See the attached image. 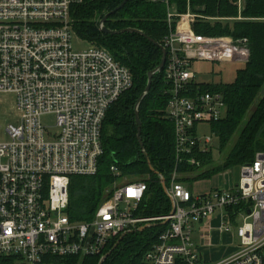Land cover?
I'll return each mask as SVG.
<instances>
[{
    "label": "built area",
    "instance_id": "1",
    "mask_svg": "<svg viewBox=\"0 0 264 264\" xmlns=\"http://www.w3.org/2000/svg\"><path fill=\"white\" fill-rule=\"evenodd\" d=\"M165 78L169 84L167 117L173 123L178 163L200 165L190 155L211 151L212 137H201L200 123L222 118L226 105L219 92L189 94L194 61L246 64L247 38L210 35L194 29L197 15L179 13L170 0ZM83 0H0V93H12L18 121L9 124V140L0 141V258L12 264H57L60 259L101 253L117 236L154 221L166 228L144 255L142 264H264V151L241 165L230 190L193 194L172 171L168 214H137L145 197L143 179H127L115 165L110 196L89 220L67 212L73 176H92L103 154L102 125L107 110L133 85L130 69L105 47L75 50L72 7ZM244 20V0H237ZM54 116L56 132L45 119ZM250 210V211H249ZM218 221L214 225V220ZM242 221L240 222V220ZM238 242L227 253L207 259L222 243L215 231ZM201 233L200 243L194 240Z\"/></svg>",
    "mask_w": 264,
    "mask_h": 264
},
{
    "label": "trees",
    "instance_id": "2",
    "mask_svg": "<svg viewBox=\"0 0 264 264\" xmlns=\"http://www.w3.org/2000/svg\"><path fill=\"white\" fill-rule=\"evenodd\" d=\"M123 0H83L72 7L73 28L77 36L90 45L108 49L114 58L127 66L133 76V85L107 110L102 125L103 154L98 171L92 176H73L69 186L67 212L73 220H89L100 204L107 199V191L118 177L111 171L115 165L122 176L140 177L147 183L145 197L137 214L156 217L168 214L172 203L160 177L145 159L138 140L135 106L148 83V74L160 63L164 38L169 32L167 8L162 2L128 0L105 22L112 30L136 28L154 39L156 45L138 32L104 33L100 20ZM244 20H226L238 15L237 0H170L179 13L188 8L198 17L194 29L210 35H232L247 38L251 49L250 60L236 70L231 82H198L190 84L189 94L207 90L219 92L225 102V114L211 122L220 141L221 152H226L223 164H214L211 151L194 152L190 156L200 162L191 165L177 161L174 126L167 117L169 84L164 70L154 74L150 91L139 105L142 122L141 139L152 166L170 180L177 167L180 172H198L192 179L209 178L232 165L254 160L258 151H264V0H244ZM144 230L128 232L103 264H142L145 253L156 243L166 228L161 221ZM111 240L99 254L60 259L61 264H99L101 257L117 242ZM0 264H12L11 259L0 258Z\"/></svg>",
    "mask_w": 264,
    "mask_h": 264
},
{
    "label": "rangeland",
    "instance_id": "3",
    "mask_svg": "<svg viewBox=\"0 0 264 264\" xmlns=\"http://www.w3.org/2000/svg\"><path fill=\"white\" fill-rule=\"evenodd\" d=\"M74 49L79 50L83 48H87L89 43L83 39L76 40L74 39ZM244 64L235 63V62H228V63H219L214 61H194L193 65L191 66V70L195 72L196 77L195 80L198 82H208V83H218V82H231L234 80L236 75V70L242 67ZM17 110L15 107V96L12 93H0V141H7L9 140L10 136L7 131V127L9 124H15L18 121ZM45 123L49 126L52 132H56L57 129L55 127V118L54 116H49L45 119ZM198 133L199 136L205 137L210 136L212 137L211 142V156L212 161L214 164H223L226 152H221L220 150V141L219 138L215 135L214 131L212 130L211 123H200L198 125ZM200 169L199 171H203ZM197 173L187 174V173H180V182H182L185 186L190 187V190L193 194L199 193H206L210 192L212 187L214 188H223L226 190H230L233 188L240 179L241 176V165H232L230 167L225 168L223 171L214 174L209 178H200V179H192L191 177L194 175L196 176ZM127 179H140V177L131 178L128 175L124 176ZM122 178L115 179V181H121ZM170 184V180L168 179V186ZM114 183L111 187L108 188L107 191H111L113 189ZM242 219L240 220V222ZM218 224V221H215V225ZM200 235H194V240L199 241ZM213 237L216 238V241L220 238L217 236V233L214 232ZM219 237V238H218ZM222 243L216 246V250L222 251L223 253H227L233 249V245L237 244L238 238L237 236L234 237L233 244L227 243L228 236L222 237ZM210 252V251H209ZM213 251L211 252V254ZM61 264V263H57Z\"/></svg>",
    "mask_w": 264,
    "mask_h": 264
},
{
    "label": "water",
    "instance_id": "4",
    "mask_svg": "<svg viewBox=\"0 0 264 264\" xmlns=\"http://www.w3.org/2000/svg\"><path fill=\"white\" fill-rule=\"evenodd\" d=\"M128 0H123L121 2V4H119L116 8H114L113 10H111L110 12L106 13L104 15V17L100 20V28L101 30L104 32V33H110V34H114V33H121V32H138L144 36H146L149 40H151L153 43H155L156 45H160L158 42H156L154 39H152L151 37H149L148 35H146L144 32H142L141 30H138L136 28H125V29H122V30H112V29H109L105 26V22L106 20L113 14H115L118 10H120L124 5L125 3L127 2ZM161 48H162V57H161V61L159 63V65L152 71L149 72L148 74V83L146 85V88L144 90V92L140 95V97L138 98V101L136 103V106H135V116H136V123H137V126H138V129H139V133H138V140H139V143H140V146L142 147V151H143V154L145 156V159L146 161L148 162V165L150 167V169L156 173L159 177H160V180L162 182V185H163V188L166 192V194L168 195V197L170 198L171 200V203H172V209H173V199L171 198L169 192H168V188H167V184H166V179L164 178V176L162 174H160L157 170H155V168L152 166L151 164V161H150V158L148 156V153L145 151V149L143 148V142H142V139H141V125H142V122H141V119H140V116H139V105L141 103V101L144 99V97L147 95V93L150 91L151 89V85H152V82H153V77H154V74L157 73V72H160L164 69V66H165V62H166V49L164 48V46L160 45ZM173 211V210H172ZM171 211V212H172ZM250 211V210H249ZM168 221L165 220V221H162L161 223L162 224H166ZM154 225H157V223H146L142 226H140L139 228H137V230H144L146 229L147 227H151V226H154ZM133 230H136V229H133ZM133 230H130V231H133ZM128 231V232H130ZM128 232H125L123 234H121V236L119 237V239L117 240V242L114 244V246L107 252L105 253L100 261H99V264H103V262L106 260V258L111 254V252L117 247L118 243L121 241V239L124 237V235H126Z\"/></svg>",
    "mask_w": 264,
    "mask_h": 264
},
{
    "label": "crops",
    "instance_id": "5",
    "mask_svg": "<svg viewBox=\"0 0 264 264\" xmlns=\"http://www.w3.org/2000/svg\"><path fill=\"white\" fill-rule=\"evenodd\" d=\"M182 173H185V172H182ZM192 173H193V172H190V173L188 172L187 174H190V175H191ZM194 173H196V172H194ZM193 176H194V175H193ZM180 179H181V177L179 176V180H180ZM189 189H190V188H189ZM211 189H214V187H212ZM215 221H217V220H216V219L214 220V222H213L214 225H215ZM215 233H217V236H219L220 238H221V237H224V236H226V237L228 236V239H230V237H231L230 235H224V236H223V235L219 234V232H218L217 230L215 231ZM195 234L198 235L199 232H196ZM219 237H218V238H219ZM196 242H197V243H198V242L200 243L201 241H200V240H199V241L196 240ZM211 252H212V251L209 252V250H203V253H202V254H203V256H205L207 259H209V258H213V257H218V256H220L221 253H223L222 251L220 252V251L217 250V252H216V254H215V256H214V254H213V253L211 254Z\"/></svg>",
    "mask_w": 264,
    "mask_h": 264
}]
</instances>
